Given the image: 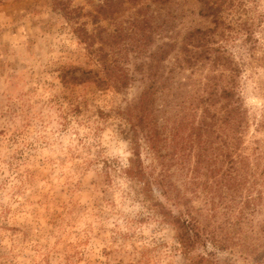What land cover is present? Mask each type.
Here are the masks:
<instances>
[{
  "label": "rangeland",
  "instance_id": "rangeland-1",
  "mask_svg": "<svg viewBox=\"0 0 264 264\" xmlns=\"http://www.w3.org/2000/svg\"><path fill=\"white\" fill-rule=\"evenodd\" d=\"M208 1L209 16L200 0H0V264H215L210 251L221 263L264 264V0ZM208 27L238 66L246 117L233 157L238 169L245 158L247 181L231 191L206 184L196 143L182 150L171 136L179 100L205 96L212 76L229 80L210 60L176 67L186 33ZM165 41L156 69L167 81L154 100L163 140L152 150L134 107ZM97 47L130 76L120 89L94 82L95 72L103 78ZM201 112L202 103L194 124ZM218 131L209 169L221 177L230 163ZM242 193L256 207L243 206ZM184 209L225 246L180 249L174 215Z\"/></svg>",
  "mask_w": 264,
  "mask_h": 264
},
{
  "label": "trees",
  "instance_id": "trees-1",
  "mask_svg": "<svg viewBox=\"0 0 264 264\" xmlns=\"http://www.w3.org/2000/svg\"><path fill=\"white\" fill-rule=\"evenodd\" d=\"M203 4L200 14L203 16L212 15V12L216 10L213 3H210L208 0H200ZM213 29L211 28H194L186 33L184 38V45H181L180 51L182 52L181 58L176 59V67L181 68H191L194 69L198 64L203 65L205 61L210 60L213 66L217 64H222L224 69H228L230 73L225 75L229 77V80L224 84L221 81L215 79L212 76L211 81L206 83L203 94H190V97L186 96L187 92L180 90L175 93L177 97H183L179 100L177 105L181 106V110H178L174 115V127L173 132L171 133L174 145L179 147V149L184 150L187 146H191L193 143L197 144L196 153L197 163H204L203 166L205 171L203 176L206 177V184L209 181V178H213L215 186L225 185L226 190H235L240 183L247 181L245 177L247 174L246 171V161L239 153L238 162H240V167L238 169L235 166L236 158L233 157V152H236V142L239 143L241 139V132L243 127V122H246L245 111L242 107L241 97L235 90V78L234 75L238 72V66L234 63V60L230 58L226 48L223 46H215L212 43V37L210 35ZM87 38L89 36H85ZM102 40V39H101ZM90 45V44H88ZM171 43L165 41L159 46L158 53H154L150 60L149 64V83L146 89L141 92L140 97L138 98L137 104L134 107L136 113L134 117H137L138 124L142 131H144V138L149 143L148 147L152 150L157 149V142L163 140L161 138L162 130L160 131L156 127L155 115H154V100L155 94L162 90L166 85L167 79L159 75L157 72V65L165 58L169 49L165 47L170 46ZM172 48V47H171ZM94 54L96 61L100 64L101 73L103 78L100 76L99 72H95V77L93 78L98 85L104 84L106 82H111L114 85V88L120 89L122 86L127 84V81L130 79V76L127 72L122 69L120 61L117 58H107L109 56L108 51L104 50L103 47H97L91 51ZM223 76L220 74L219 77ZM87 78V77H85ZM90 78V77H89ZM169 78V77H167ZM170 79V78H169ZM221 79V78H219ZM180 81V80H179ZM184 85V87L182 86ZM187 89L186 83H180V86L177 89ZM221 103L220 107H217V102ZM202 103V112L200 114V122L194 124L190 115H192V110L199 106ZM211 106V107H210ZM221 119L223 122L222 125H216L217 120ZM134 125V124H133ZM137 125V124H136ZM165 128V126H163ZM220 128L221 135L223 134L225 149H222L221 154L222 161L225 160L230 163L228 169L222 172L221 177L215 175L217 169H209L210 162L215 160L216 155H212L213 143L215 138L219 136L218 133ZM185 132L184 135L182 132ZM176 150V149H175ZM212 155V160L208 161L209 154ZM235 168V174L231 172V166ZM238 172L241 173L244 178H238ZM128 175L132 178L143 180V174H140V171L130 169ZM215 178V179H214ZM221 178V179H219ZM241 180V181H240ZM224 181V183H222ZM212 183V185H213ZM144 186L148 184L143 180ZM210 187H212L210 185ZM230 195V193L227 191ZM259 194H263L259 191ZM221 196V195H220ZM242 196L243 206L247 205L248 207H256L255 198L253 195H240ZM260 196V195H259ZM225 198V197H224ZM258 200V199H257ZM257 204V203H256ZM254 209V208H252ZM240 212H243L241 210ZM241 214V213H240ZM175 217V225L177 226V241L180 249L187 251L189 248L193 247L196 244L205 245L208 242H211L216 248L222 249L225 246V240L217 238L215 233L212 230H207L199 224V221L194 213L189 211V209L180 210ZM211 256L212 261H215V264H230L227 262H220L214 252H209L207 256ZM205 257H199L198 260L191 259L190 264H199Z\"/></svg>",
  "mask_w": 264,
  "mask_h": 264
}]
</instances>
